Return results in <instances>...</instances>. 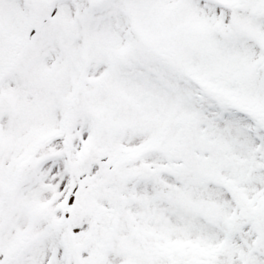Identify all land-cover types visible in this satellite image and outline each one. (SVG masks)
<instances>
[{"label": "snow or ice", "instance_id": "obj_1", "mask_svg": "<svg viewBox=\"0 0 264 264\" xmlns=\"http://www.w3.org/2000/svg\"><path fill=\"white\" fill-rule=\"evenodd\" d=\"M0 264H264V0H0Z\"/></svg>", "mask_w": 264, "mask_h": 264}]
</instances>
